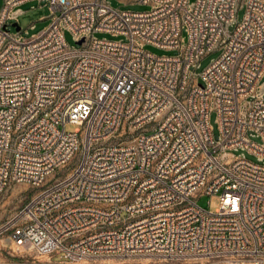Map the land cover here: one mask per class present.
Returning a JSON list of instances; mask_svg holds the SVG:
<instances>
[{"label":"built area","instance_id":"1","mask_svg":"<svg viewBox=\"0 0 264 264\" xmlns=\"http://www.w3.org/2000/svg\"><path fill=\"white\" fill-rule=\"evenodd\" d=\"M27 1L0 8V195L35 191L0 233L43 259L0 264H264V0H38L24 37Z\"/></svg>","mask_w":264,"mask_h":264},{"label":"rangeland","instance_id":"2","mask_svg":"<svg viewBox=\"0 0 264 264\" xmlns=\"http://www.w3.org/2000/svg\"><path fill=\"white\" fill-rule=\"evenodd\" d=\"M113 7H120L129 10H145L147 6L139 4V0H108ZM190 2L194 0H189ZM3 4V0H0V8ZM20 9L22 12L17 16V24L21 30V34L24 37H30L31 34L37 33L43 28H45L50 22V11L48 7L44 4V2H39L38 0H31L21 4ZM243 15V10H239L237 12V20H241ZM12 21L8 23L11 24ZM15 22V21H14ZM34 24L33 29H29L28 26ZM11 31H16L15 27L9 25ZM233 26H230V30ZM27 30L25 33L23 30ZM97 37L108 38V39H117L118 37H112L107 33H96ZM65 40L68 44L75 45V42L68 31L64 32ZM146 49L151 51L156 55L168 54L173 55L176 51H166L162 49H158L152 46H147ZM219 54L218 50H214L213 52L205 55L199 61V66L196 68V73H201L202 70L210 64V62L215 59ZM264 80V78H263ZM210 123L213 129L214 138L218 137V129L217 124L215 122V114L211 113L210 115ZM76 125L67 123L65 125L66 131H73ZM255 141H260L259 138H255ZM246 157L252 161H256L254 156L246 154ZM70 168V167H69ZM66 173V169H62L59 173L55 174L53 177H49L50 180H54L55 178H60ZM35 190H33L26 183H13L9 185L0 195V227L4 225L9 220L14 219V217L18 214L19 210L27 203L31 195ZM197 203L209 210H214L218 207V196L216 195H201L197 197ZM23 259L26 260H35L40 261L43 258L37 256L32 249H18L15 247L9 231H4L0 233V261L6 262H19ZM54 260L60 259L59 255H56Z\"/></svg>","mask_w":264,"mask_h":264},{"label":"water","instance_id":"3","mask_svg":"<svg viewBox=\"0 0 264 264\" xmlns=\"http://www.w3.org/2000/svg\"><path fill=\"white\" fill-rule=\"evenodd\" d=\"M11 25L15 27L16 30H19V25L17 24V22H13Z\"/></svg>","mask_w":264,"mask_h":264},{"label":"crops","instance_id":"4","mask_svg":"<svg viewBox=\"0 0 264 264\" xmlns=\"http://www.w3.org/2000/svg\"><path fill=\"white\" fill-rule=\"evenodd\" d=\"M19 9H20V7H19ZM21 10V9H20ZM22 11V10H21Z\"/></svg>","mask_w":264,"mask_h":264}]
</instances>
